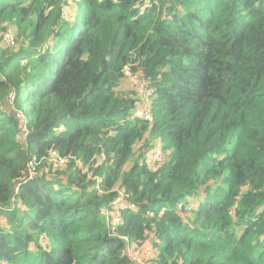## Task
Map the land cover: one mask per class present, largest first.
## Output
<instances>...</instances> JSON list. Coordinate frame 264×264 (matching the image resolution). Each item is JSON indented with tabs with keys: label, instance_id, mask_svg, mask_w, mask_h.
<instances>
[{
	"label": "trees",
	"instance_id": "obj_1",
	"mask_svg": "<svg viewBox=\"0 0 264 264\" xmlns=\"http://www.w3.org/2000/svg\"><path fill=\"white\" fill-rule=\"evenodd\" d=\"M50 151L75 159L15 193ZM149 236L156 264H264V0H0V264H133Z\"/></svg>",
	"mask_w": 264,
	"mask_h": 264
},
{
	"label": "built area",
	"instance_id": "obj_2",
	"mask_svg": "<svg viewBox=\"0 0 264 264\" xmlns=\"http://www.w3.org/2000/svg\"><path fill=\"white\" fill-rule=\"evenodd\" d=\"M3 42L9 45L16 44V37L12 31H7L3 34ZM134 66L135 64H129L124 69L125 77L128 79L129 85L136 89L138 97V101L132 110V117L147 122H153V89L149 86V82L143 77L141 70L132 68ZM14 96V91H10L7 97L8 103L11 106H13L14 103ZM17 114L20 119V138L26 143L29 131L25 125V118L21 112H18ZM71 159L75 158L72 156H62L57 151H50L47 155L42 157L34 156L29 158L23 176L16 183L15 193H18L22 185L32 181L38 176L47 173L49 164H53L57 168H63L67 166ZM105 159L106 157L100 156L97 158V163L103 165ZM166 159L167 154L159 142H155L146 154V163L151 169H155L156 167L165 164ZM77 164L79 169L83 172L88 171V167L84 166L81 161L77 160ZM89 175L93 179L98 180V182L101 180L99 176H93L92 173ZM100 191H102L101 186ZM113 191L115 196L113 198L111 208L107 211V223L111 231L116 230V228L122 223L124 210H134L136 208L134 203H131L126 199L125 189L116 187L113 189ZM124 239L127 241V254L132 260V263L147 264L145 261L147 259H151L153 256V243L150 239V236L149 238L143 240L141 242V246L139 247L129 243L127 237H124Z\"/></svg>",
	"mask_w": 264,
	"mask_h": 264
},
{
	"label": "rangeland",
	"instance_id": "obj_3",
	"mask_svg": "<svg viewBox=\"0 0 264 264\" xmlns=\"http://www.w3.org/2000/svg\"><path fill=\"white\" fill-rule=\"evenodd\" d=\"M140 246H141V245H140ZM138 247H139V246H138ZM152 261H153V256L151 257V259H147V260L145 261V263L150 264Z\"/></svg>",
	"mask_w": 264,
	"mask_h": 264
},
{
	"label": "crops",
	"instance_id": "obj_4",
	"mask_svg": "<svg viewBox=\"0 0 264 264\" xmlns=\"http://www.w3.org/2000/svg\"><path fill=\"white\" fill-rule=\"evenodd\" d=\"M150 264H156L154 261H152Z\"/></svg>",
	"mask_w": 264,
	"mask_h": 264
}]
</instances>
